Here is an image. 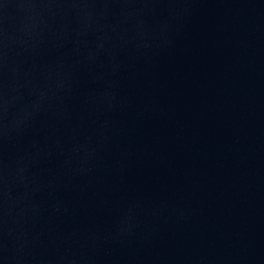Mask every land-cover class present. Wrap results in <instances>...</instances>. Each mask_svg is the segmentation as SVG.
I'll use <instances>...</instances> for the list:
<instances>
[{
  "label": "water",
  "instance_id": "95a60500",
  "mask_svg": "<svg viewBox=\"0 0 264 264\" xmlns=\"http://www.w3.org/2000/svg\"><path fill=\"white\" fill-rule=\"evenodd\" d=\"M0 264H264V0H0Z\"/></svg>",
  "mask_w": 264,
  "mask_h": 264
}]
</instances>
